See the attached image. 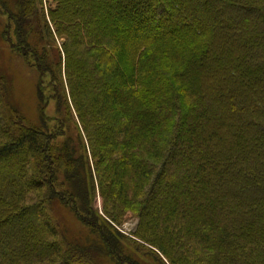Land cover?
Here are the masks:
<instances>
[{"label":"trees","instance_id":"trees-1","mask_svg":"<svg viewBox=\"0 0 264 264\" xmlns=\"http://www.w3.org/2000/svg\"><path fill=\"white\" fill-rule=\"evenodd\" d=\"M0 264H264V0H0Z\"/></svg>","mask_w":264,"mask_h":264},{"label":"rangeland","instance_id":"rangeland-1","mask_svg":"<svg viewBox=\"0 0 264 264\" xmlns=\"http://www.w3.org/2000/svg\"><path fill=\"white\" fill-rule=\"evenodd\" d=\"M4 68L8 71L7 73L13 78L15 82L18 102L21 105H24V108H26L27 112L35 117L36 95L34 90V78L31 76L32 72H30L24 64L19 62L17 59H13L9 55L4 62ZM59 215L65 223V227L67 226L69 235L79 237L85 233L80 224L65 211L61 212L60 210ZM137 223V219L129 214L120 229L125 233H130L135 230Z\"/></svg>","mask_w":264,"mask_h":264}]
</instances>
